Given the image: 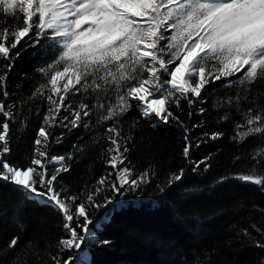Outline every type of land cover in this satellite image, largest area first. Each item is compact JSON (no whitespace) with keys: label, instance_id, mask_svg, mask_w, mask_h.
Masks as SVG:
<instances>
[{"label":"snow or ice","instance_id":"1","mask_svg":"<svg viewBox=\"0 0 264 264\" xmlns=\"http://www.w3.org/2000/svg\"><path fill=\"white\" fill-rule=\"evenodd\" d=\"M0 17V182L22 190L23 202L12 220L18 227L27 202L60 213L63 235L56 253L49 254L52 264H93V247L112 243L99 239L103 223L110 222L107 214L98 215L100 210L124 207L128 202L122 197L141 193L156 179V165L137 171L128 156L140 119L154 121V128L175 122L184 133V160L193 172L201 166L208 171L212 155L194 160L192 150L226 133L202 131L193 137L206 121L192 123V116L208 112V86L220 81L221 87L235 88L234 94L211 101L212 109L222 113L216 123L232 125L228 139L240 145L264 134V103L252 94L264 83V0H0ZM9 17L15 23L8 24ZM29 48L42 49L46 58L35 69L39 78L30 94L14 101L8 79L22 50ZM35 100L44 101L45 109L31 157L24 164L11 161L10 123L27 127L24 105ZM182 102L188 106L187 120L181 119ZM133 110L139 118L128 123L124 117ZM35 114L40 116L41 108ZM57 128L66 131L57 134ZM76 129L91 134L94 144L107 141L100 155L110 169L79 192L63 183V174L84 145L73 144V152L52 151ZM240 160L235 156L233 164ZM251 161L247 171L222 176L217 183L235 179L264 191V171L258 168L264 166V146L253 151ZM185 171L181 167L157 183L160 193ZM251 227L264 236V229ZM243 234L251 237L248 229ZM20 239L13 235L0 247V264H7L9 256L19 264L14 250ZM256 244L264 248V242ZM209 261L205 254L195 264Z\"/></svg>","mask_w":264,"mask_h":264},{"label":"trees","instance_id":"2","mask_svg":"<svg viewBox=\"0 0 264 264\" xmlns=\"http://www.w3.org/2000/svg\"><path fill=\"white\" fill-rule=\"evenodd\" d=\"M7 21L8 24L15 23L10 17ZM45 58L42 49L22 50L8 79L9 90L16 93L12 100L26 99L30 94L39 78L35 69ZM3 63L0 59V65ZM213 88L215 92H212ZM208 89L209 103L205 105L208 112L204 116H192V123L201 120L206 123L191 135L198 137L202 131L217 130L226 133L223 139L209 140L192 150L194 160L211 154V168L204 171L201 166L198 171H192L182 156L183 129L175 122L160 123L154 128L151 126L154 121L140 119L137 127L141 130L135 132V146L128 156L137 171H143L150 164L156 165L157 176L141 193H128L122 197L128 202L124 207L113 204L100 210L98 215L107 214L110 222L103 223L99 239H109L112 243L93 247V264H195L196 257L203 261L205 254H210L208 264H264V248L256 244V241L264 242V236L251 227L255 224L264 229V211L259 210L264 209V191L254 184L235 179L217 183L222 176L247 171L251 167L253 151L264 146V134L250 137L240 145L229 140L232 125L216 123L222 113L212 109L211 101L218 96L234 94L235 88L221 87V82L217 81ZM252 94L257 103H264V83L254 86ZM182 103L184 114L181 119L187 120L188 106L186 102ZM37 107L41 108L40 116L35 114ZM44 109V101H29L24 105L27 127L21 128L19 121L10 123L11 161L24 164L30 159ZM138 118L139 112L133 110L124 120L130 123ZM2 119L0 117V121ZM128 123L124 125L126 131L129 130ZM55 131L59 134L66 130L57 128ZM73 144L84 145L85 151L76 154L77 162H73L71 170L63 174V183L71 191L79 192L86 183H95L110 170L100 155L101 147L106 146L107 141L94 144L91 134L76 129L52 151L73 152ZM237 155L241 160L233 164ZM181 167L186 169L182 179L161 194L156 184L166 182L168 174L178 172ZM258 168L264 171V166ZM22 202V190L0 182V247L19 234L20 243L14 250L19 264H52L49 254L56 253V242L63 235L62 217L51 207L27 202L22 214L24 222L18 227L12 220L16 205ZM244 229H248L251 237L243 234ZM29 241L33 243L26 247ZM7 264H12V256L7 258Z\"/></svg>","mask_w":264,"mask_h":264}]
</instances>
